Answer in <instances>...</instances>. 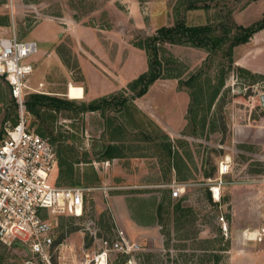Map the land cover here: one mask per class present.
Masks as SVG:
<instances>
[{
	"label": "rangeland",
	"instance_id": "rangeland-1",
	"mask_svg": "<svg viewBox=\"0 0 264 264\" xmlns=\"http://www.w3.org/2000/svg\"><path fill=\"white\" fill-rule=\"evenodd\" d=\"M2 1L4 3H1ZM160 1L162 0H0V21L6 17L9 23V29L0 31L3 35L10 34L15 27L18 39L35 41L30 37L32 34L33 37L41 35L40 25H57V33L62 39L59 45L62 47L60 55L63 62L68 65H65L66 69L70 70L74 81L92 87L97 76H101L99 73L115 81H131L146 72L147 54L144 50L134 47L133 43L153 35L161 26H172L178 18L183 19L189 26L215 25L220 18L218 11L223 13L224 10L234 6L231 14L234 23L249 26L264 15V0L251 2L243 9L234 0H217V8L186 11L179 3L180 0H164L166 6L160 11L156 8ZM75 22L78 26L92 27L98 45L104 50L100 48L98 54H95L83 47L79 42V34H76L77 37L73 36L74 28H77L74 26ZM61 23H65L62 28L59 27ZM260 35L253 37L251 42L261 40L263 48L257 52L250 51L248 65L264 70V33ZM37 46L39 48L40 44ZM239 46L233 48L232 60L235 62L230 67L227 59L222 56L226 45L212 52L211 49L187 45L163 44L158 50L163 78L157 79L160 81L151 88L148 97L156 98L158 103H167H162L161 110L154 108L159 116L178 121L179 109L172 118L168 110L174 104L175 93L180 91L189 98L188 93L195 89L194 86H181L179 82L185 81L192 74L201 73L197 84L202 86L204 100L207 101L208 94L212 91L210 86L216 85L221 72L224 73V83L215 103L209 110L205 102L199 104L194 109L196 110L194 125H191L187 117L185 133L203 136L202 141L194 143L193 149L198 161L205 164V171L209 175L215 176L214 169L218 161L226 155L230 157L232 173L227 179L235 183L232 186H236V226L233 222L232 205L228 194L222 196L224 200L221 197L222 205L218 208L208 201L205 190H208L207 186L206 188L194 186L181 195V198L189 196L186 205L192 209V223L190 220L189 223L184 222V228L177 230L176 222L182 220L178 221L176 218V214L173 213L175 201L170 200V205L166 202L162 209L157 211L159 223L151 225V231H145L138 237L134 235V238H131L138 243V249L124 256L112 250L110 246L116 240L117 230L111 199L103 196L100 190L87 192L84 198L83 216L80 219L65 214L54 217L51 221L55 226L51 249L52 264H97L102 255L104 264H200L205 256L210 254L202 248L218 247L219 244H216L215 240L220 241L221 247L228 243L227 251L219 252L222 257L221 264H236L238 251H249L254 243L264 248V233L261 232L264 223V188L261 183L264 178V107L261 103V96L264 95V79H258L255 84L250 85L251 79L235 70L236 54H238L237 58H242L244 55L239 50L244 47ZM34 67L35 71L31 77L33 82L46 75L50 77L49 81L59 77L62 79L61 74L51 70L47 71L48 74L41 73L40 62H34ZM29 83H32L31 79ZM119 93L122 92H118L117 95ZM132 93L126 89L120 95ZM169 95H171L170 99ZM179 99L182 100L181 97ZM14 103L7 82L0 77V141L12 126V119L18 116V108ZM80 103L81 101L76 102L77 105ZM106 109L108 110L104 112L107 113L106 116L100 112L57 114L52 136L56 138V147L73 149L76 154L74 177L80 186L87 183L83 181V177L85 179L94 177L90 173L92 166L89 162H93L92 159H99L96 158L97 151L94 147L105 137L104 130L99 134L101 127L105 126V118L112 117L119 122L114 117L115 111ZM203 116H206L205 128L201 132L199 127ZM24 118L28 123V129L35 130L38 127V121L26 111ZM213 123L215 126L212 129ZM200 137L197 138L201 139ZM47 138L50 140L51 136ZM98 168L102 172L105 169L103 166ZM145 200L146 202L135 205L130 204L132 213L140 219L149 218L147 211L151 202ZM144 212L146 213L142 214ZM219 216H223L226 222V234H223ZM156 226L161 228L158 227L156 230ZM247 230L249 233L246 234V239L243 233ZM255 230L259 234L250 238L249 235ZM124 236L127 237L126 234ZM2 251L7 255L5 264H22L25 258V252L12 245L1 243L0 253Z\"/></svg>",
	"mask_w": 264,
	"mask_h": 264
},
{
	"label": "crops",
	"instance_id": "crops-1",
	"mask_svg": "<svg viewBox=\"0 0 264 264\" xmlns=\"http://www.w3.org/2000/svg\"><path fill=\"white\" fill-rule=\"evenodd\" d=\"M156 6V8L162 11L164 10L166 4L164 0H162ZM136 23L138 24V22ZM8 24L9 23L7 22L5 26L0 25V30L7 29L9 27ZM64 24L65 23H61L59 27L62 28ZM40 26H42L41 35L38 34L33 37V31L30 32L32 34V37L30 38L35 40L34 42H36V44H40V47L37 48L35 55L26 60V63L33 66L32 75L35 71L34 62H40L39 70L42 71L41 73L48 74L47 71L51 70L57 74H61L62 79L60 77L58 78L57 75L58 79L49 81L50 77L46 75L33 82L31 75L28 78L27 84L31 89H38L41 91V93L36 94L65 97L69 99L67 97L68 88L71 85H74L82 88L81 97L78 99H71L75 102L81 101V103L89 104L96 102L101 98L110 99L114 96L119 99H126V102L121 107L116 106L113 102L104 109V112L108 111L106 108L109 110L112 109L111 112L115 111L114 117L117 118L119 122L112 117L105 118V126L101 127L99 133L101 134L104 130L103 134L105 137L100 144L95 145L94 147L95 151H97L95 152L96 158L99 157V159H92L93 162H89V165L92 166L90 173L92 174V177L94 176L93 179H90L89 177L85 179L83 177V181H86L87 183H83L81 186L77 183L73 185L59 184V173L57 167L56 173L52 176L54 185L60 188L76 186L84 187L90 189V193L97 190L102 191L103 196L111 199L110 203L112 204L113 215L116 219L114 222L117 229L122 230L124 235L126 234L128 237H126V239L130 240L131 243L138 245V243L136 241H132L131 238H134V235L138 237L139 234H143L145 231H151V225L159 223L157 211L160 204L168 202L170 205V200H174V204H176L179 199H183L182 205L187 206L186 203L189 202L188 195L183 198H181V196L179 198H171L170 191L166 185L171 183L184 185L185 187L181 193L182 195L184 191L186 192L187 189L194 186H202L206 188L208 181H213L218 178V165L214 169L215 176L209 175L205 171V164L198 161L194 152V143L198 141L200 142V140L202 141L203 136H193L192 134L185 133L188 122L187 116L190 99L188 96L181 94L180 91L175 93L174 104L172 107H169L168 110L171 112L172 118L179 109V119L178 121H172L166 117L159 116V114H157L154 110L156 107L158 110H161L163 108V104L167 103H158L156 98H148L150 96L151 88L155 84L159 83L160 80H157V82L155 81L149 87L148 92L139 98L135 96L128 87L129 83L134 81L137 77L131 81H115L114 79H111V77H107L99 73L101 76H97L92 87L86 85V83L84 84L83 82H76L72 79L70 70L66 69L65 65H68L63 62L60 55V48L62 47L59 45L62 39L60 38L59 33H57L58 26ZM74 26L77 28H74L75 34H73V36L77 37L76 34H79V42L82 43V46L88 48L93 53L98 54L101 45H98L96 35L92 32V27L84 25L78 26L76 22L74 23ZM14 28L15 27H13L12 33L10 31V34L5 33L3 35L0 31V36H16ZM36 28H34V30H36ZM263 33L264 29L256 34H253L250 41L246 44L239 46L244 47L243 49H239L240 53H244V55L242 58H237L238 54H236V64L234 63L235 66L247 69L252 73L263 74L264 76V70L253 68L248 65L250 51L255 50L257 52L263 48V42H261V40L259 42L253 41L255 43H252L251 40L259 34L262 36ZM54 36L56 37L55 39ZM18 40L27 41L22 39ZM101 50L104 49L101 48ZM235 52L236 50L234 51V54ZM233 62H235V60ZM82 71L84 72L83 69ZM30 79L32 83H29ZM39 85H41V87H39ZM126 89L131 91L132 94L120 95ZM118 92L122 93L117 95ZM29 94L35 93L28 92L27 95ZM170 96L171 95H169V99ZM179 97L182 98L181 101ZM99 112L100 111H91L88 113L98 114ZM104 114V116H106L107 113ZM55 123L56 122L52 124L54 127L53 131L55 130ZM111 124L114 125L111 126ZM105 127H107V129H105ZM234 129L236 130V126ZM30 131L38 134L36 129H31ZM125 134L127 135L126 137ZM38 135L41 136L40 134ZM41 137L47 138L44 136ZM197 137H200L201 139H198ZM48 141L57 156L56 149L60 147H56V142L54 145L49 139ZM127 141L128 143H125ZM203 143H205V141ZM209 143L210 142H208V144ZM106 151L109 152V156L108 152L107 154L105 153ZM224 159H228L230 161V157L228 155L224 156L222 160ZM220 161H218L217 164H219ZM98 166L105 167V169H103L104 171H100ZM231 173L232 162L230 161V172L223 176V179L227 182V184L222 186L219 190V202H216L212 198L211 199L212 202L216 203L218 208H220L222 205L220 203L221 197L228 194L232 205L233 222L236 226V186H232L235 183L227 179ZM223 198L224 197H222V200H224ZM145 199H148V203L151 202L147 211L149 218L140 219L136 214L132 213L130 204L135 205L140 202H146ZM145 213L146 212L142 214ZM158 227L161 228V226H156V230ZM247 233H249L248 230L243 233L244 237ZM245 238L247 239V237ZM236 264H264L263 246L254 243L249 251H238L236 253Z\"/></svg>",
	"mask_w": 264,
	"mask_h": 264
},
{
	"label": "built area",
	"instance_id": "built-area-1",
	"mask_svg": "<svg viewBox=\"0 0 264 264\" xmlns=\"http://www.w3.org/2000/svg\"><path fill=\"white\" fill-rule=\"evenodd\" d=\"M36 52L34 41H20L15 35L0 36V77L7 82L18 107L17 123L9 127L0 141V242L21 246L25 252L22 264H52L55 226L51 221L65 214L80 219L84 198L91 190L78 186L56 187L52 178L58 167L56 153L47 138L27 128L25 97L28 92L41 93L27 84L33 66L26 60ZM217 171L218 178L208 181L206 186L213 200L219 202V190L227 184L223 176L230 172V161H220ZM261 183L264 188V178ZM166 187L171 198H179L185 186L171 183ZM218 219L226 234L223 216ZM115 237L110 245L115 252L128 256L138 249L120 229L116 230Z\"/></svg>",
	"mask_w": 264,
	"mask_h": 264
},
{
	"label": "trees",
	"instance_id": "trees-1",
	"mask_svg": "<svg viewBox=\"0 0 264 264\" xmlns=\"http://www.w3.org/2000/svg\"><path fill=\"white\" fill-rule=\"evenodd\" d=\"M216 1L217 0H180L179 3L184 6L185 11L200 9L210 10L212 8L218 7V3ZM234 1H236V4L240 5L241 9H243L249 3L259 0ZM1 3H4V1H2ZM234 8L235 7L233 6L226 11L224 10L223 13H221V11H218L220 18L218 23H216L215 25L207 24L189 26L184 22L183 19L178 18L175 20V23L172 26H161L155 31L153 35L136 40L133 43V46L146 52L148 58V69L146 72L140 74L134 81L129 83L128 87L133 92V94L137 97L142 96L146 93L148 87L151 84H153L157 79L163 78L161 62L158 60V50L159 47L163 44L187 45L195 48L211 49L212 52H216L217 50H220L223 45H226V49L222 53V56L223 58L227 59L226 61L231 67V65L233 64V48L247 43L253 36V34L264 29V15L262 16V18L255 21L249 26L235 24L231 16ZM7 22V18L4 17V19L0 21V25L5 26ZM235 70L240 75L244 74L246 75V77L251 79L250 85L255 84L258 79H264L262 75L251 73L249 70L242 67L236 66ZM200 74L201 73L192 74L185 81L179 82V85L181 86L195 87L194 91L188 93L190 98V105L188 107L189 115L187 117L189 122H191V125L195 124L196 110L194 109H196L199 104L201 105L205 102V104L207 105L206 108L209 110L215 103L224 83V73L221 72L218 83L214 86L209 85L212 88V91L208 94V98L206 101L204 100L205 96L203 94L202 86L200 84H197ZM113 102L116 106L121 107L126 102V99H119L118 97L114 96L110 99L101 98L96 102H92L89 104L81 103L77 105L74 100L67 99L65 97L49 96L35 93L29 94L25 97L24 108L27 114L33 116L38 121L39 125L36 128L37 133L44 137L51 136L50 141L54 144L56 138L52 136L54 128L52 124L57 121V114L61 112H73L74 114H78L91 111H100V113L103 114L105 107ZM15 106L17 107V104H15ZM205 117L206 116H203L200 121L199 128L201 132L205 128ZM17 121L18 116L16 115V118L12 119V126L15 125ZM214 126L215 123L212 124V129ZM56 150L58 156V183L64 185H73L78 183V180H75L74 177L76 174L74 165L77 163V161L76 159H74L76 154L73 152V149H68L66 147V149L57 148ZM107 152L108 151H106L105 153L107 154ZM206 192L208 201L212 203V205L217 206L216 203L212 202L210 192L207 189ZM182 201L183 199H179L178 202L173 206V213L176 214V218L178 219V221L182 220L176 222L177 230L184 228V222L189 223L188 221L190 220V223H192V209L187 206H183ZM162 207L163 203L159 205L158 211H160ZM215 242L216 244H219L218 247L214 246L212 248H208V246H206L202 248V250H205L210 254L206 255L200 264H221L222 257L219 252L227 251L228 243H226V246L221 247L220 241L215 240ZM12 247L18 248L20 251H23L22 247L17 244L12 245ZM6 258L7 255L5 251H2L0 253V264H5Z\"/></svg>",
	"mask_w": 264,
	"mask_h": 264
},
{
	"label": "bare ground",
	"instance_id": "bare-ground-1",
	"mask_svg": "<svg viewBox=\"0 0 264 264\" xmlns=\"http://www.w3.org/2000/svg\"><path fill=\"white\" fill-rule=\"evenodd\" d=\"M67 95H68L67 97H68L69 99H78V98H80L81 95H82V88L79 87V86L71 85V86L68 88V93H67ZM215 196L217 197V193H215ZM261 232L264 233V223L262 224ZM258 234H259V232H257V231L255 230L253 233H251V234L249 235V237H250V238H253V237H255V236L258 235ZM257 237H258V236H257ZM97 264H104V257H103V255L99 257Z\"/></svg>",
	"mask_w": 264,
	"mask_h": 264
},
{
	"label": "water",
	"instance_id": "water-1",
	"mask_svg": "<svg viewBox=\"0 0 264 264\" xmlns=\"http://www.w3.org/2000/svg\"><path fill=\"white\" fill-rule=\"evenodd\" d=\"M261 103H262V106L264 107V95L261 96Z\"/></svg>",
	"mask_w": 264,
	"mask_h": 264
}]
</instances>
